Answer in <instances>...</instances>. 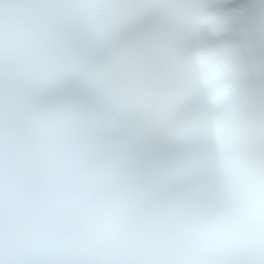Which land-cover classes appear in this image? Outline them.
<instances>
[{"label":"snow or ice","instance_id":"snow-or-ice-1","mask_svg":"<svg viewBox=\"0 0 264 264\" xmlns=\"http://www.w3.org/2000/svg\"><path fill=\"white\" fill-rule=\"evenodd\" d=\"M0 264H264V0H0Z\"/></svg>","mask_w":264,"mask_h":264}]
</instances>
